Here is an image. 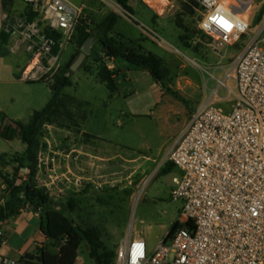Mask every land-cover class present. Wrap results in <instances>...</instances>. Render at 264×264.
<instances>
[{
	"label": "rangeland",
	"instance_id": "obj_1",
	"mask_svg": "<svg viewBox=\"0 0 264 264\" xmlns=\"http://www.w3.org/2000/svg\"><path fill=\"white\" fill-rule=\"evenodd\" d=\"M141 1L134 2V14L127 17L118 15L114 35H122L125 44L129 45L131 41L140 39V29L154 31L161 47L158 42H144L142 45L164 59L166 80L158 84L148 72L120 58L115 61L120 71L118 91L111 94L97 75L104 65L108 66V62L100 41L95 40L83 63L85 67L72 74L73 86L64 89V94L78 103L68 106L73 117L65 114L45 127L40 155L44 161L48 160L50 169L57 165L60 170L64 164L58 162V158L71 156L70 180L65 179L71 189L58 193L61 199L56 209L85 228H100L107 248L114 251L129 236L143 237L149 248H155L176 224L182 222V202L172 199L176 173L170 175L162 171L166 156L179 139L189 115L191 118L199 105L210 99L217 89L223 107L230 110L234 99L231 94L235 87L234 79L228 80V88H219L217 79L225 77L251 39L260 32L264 38V21L260 23L257 20L264 0H257L250 35L223 49H216L212 38L199 31L201 13L194 1L170 0L164 23L168 34L144 20ZM69 2L84 8V14L93 23L102 22L113 12L102 0ZM185 6L191 7L194 13L186 10ZM24 10H27L24 0L0 1V36L2 13L15 15ZM180 22L189 28L191 39L188 47L180 40L185 33L179 27ZM76 51L74 43L65 46L64 64ZM27 63H23L22 58L18 59L13 49L0 47V133L11 121L27 124L33 113L44 109L52 98L51 82L20 79ZM86 68H91L93 74L86 72ZM85 114L87 122H83ZM75 115L77 119H74ZM82 130L103 135V138L111 139L114 146L107 180L103 183V179H99L102 185L89 180L76 185L78 178L72 166L74 156L79 155L77 150L80 147L93 141L87 135L80 136ZM25 148L19 139L8 141L0 136V155L22 154L17 151L22 152ZM14 168H5L4 172H13ZM48 180L57 179L48 177ZM37 184L40 186V182ZM71 199L78 201L74 212L68 206ZM57 249L56 245L53 250ZM80 263L95 264L86 244L80 251Z\"/></svg>",
	"mask_w": 264,
	"mask_h": 264
},
{
	"label": "built area",
	"instance_id": "obj_2",
	"mask_svg": "<svg viewBox=\"0 0 264 264\" xmlns=\"http://www.w3.org/2000/svg\"><path fill=\"white\" fill-rule=\"evenodd\" d=\"M114 13L130 16L117 1L102 0ZM199 31L216 49L250 35L257 0H194ZM35 14L2 13V31L29 54L25 82H52L64 65L84 8L69 0H24ZM260 32L236 58L219 88L234 79L230 110L217 89L199 105L168 154L181 172L172 192L182 202L181 223L149 251L144 238L129 236L117 249L115 264H264V38ZM108 68L112 70L111 66ZM49 163L40 157L39 173ZM38 173V174H39ZM38 177V175H37ZM52 180V178H51ZM40 182L53 200L68 188L59 179ZM0 222V237H4Z\"/></svg>",
	"mask_w": 264,
	"mask_h": 264
},
{
	"label": "trees",
	"instance_id": "obj_3",
	"mask_svg": "<svg viewBox=\"0 0 264 264\" xmlns=\"http://www.w3.org/2000/svg\"><path fill=\"white\" fill-rule=\"evenodd\" d=\"M1 1V0H0ZM126 11L134 14V2L136 0H116ZM194 1V0H192ZM196 6L199 5L194 1ZM185 9L194 13L193 9L185 6ZM184 10V11H186ZM29 21L34 20L33 14L27 8L23 15ZM119 20L118 14L111 12L102 22L93 23L90 18L82 20L74 35L72 43L76 45V53L71 60L64 64L59 73L51 82L52 98L46 107L40 111H35L27 124L21 121H11L0 133L5 140L19 139L26 145V150L22 154L0 155V177L5 185V192L8 198L4 204H0V222L5 223L12 218L19 216L23 209L32 205L42 215V232L52 241L51 247H44L37 250L36 254H29L21 258L24 264H76L80 250L84 244L88 246L89 256L95 264H115L116 251L109 250L103 241V233L98 227L85 228L73 222L62 212L56 209V204L45 187L37 184L39 173L40 155L43 150V134L45 127L54 124L63 115L72 118L69 105L77 103L74 98L64 94V89L73 86L71 65L81 53V48L85 42L95 37L100 41L106 62L124 59L128 63L148 72L153 80L162 83L166 80L167 72L163 58L145 51L136 43L130 42L126 45L124 37L114 35L115 27ZM258 22L264 21V7L257 14ZM179 27L185 30L180 36V40L188 45L189 28L182 22ZM2 38L8 41L10 35L2 31ZM85 67V64L82 68ZM86 72L93 74L91 68H86ZM98 78L110 90L111 94L118 91L117 76L118 71L110 70L104 65L98 70ZM78 104V103H77ZM77 119V116H74ZM87 120V114L83 117V122ZM14 166L13 172H4L5 168ZM164 172L169 171L167 165ZM25 171V176L22 174ZM78 201L71 199L68 206L74 212L77 209ZM176 224L170 232V236L176 231ZM3 237H0V251L3 246ZM57 245L58 249L55 251Z\"/></svg>",
	"mask_w": 264,
	"mask_h": 264
},
{
	"label": "crops",
	"instance_id": "obj_4",
	"mask_svg": "<svg viewBox=\"0 0 264 264\" xmlns=\"http://www.w3.org/2000/svg\"><path fill=\"white\" fill-rule=\"evenodd\" d=\"M168 3H170V0H168L166 5L164 6L158 5L159 8H154L150 6L148 3H146L145 0L141 1L142 16L144 20L148 21L156 28L162 30L164 34H168L164 27L165 15H166L165 13L167 10L166 6L168 5ZM25 12L26 11L24 10L22 13L15 14V15L23 16ZM147 30L148 31L144 29L142 30L140 29V32H141L140 39L136 41L137 43L135 41H131V42L136 43L138 46L143 48L145 51L153 53L152 51H149L148 49L144 48L142 43L148 42V43L156 44L158 42L159 47H161L160 46L161 43L159 42L157 38L158 36L156 35L154 31L150 30L149 28H147ZM4 46L6 48L13 49L15 55L18 56V59L22 58L23 63L29 60V54L25 51L23 47L18 46L16 42L11 40L10 38L8 39V41L7 40L4 41L1 35L0 36V47H4ZM115 61L116 60H112L108 62V65L111 66L112 70L118 71L119 69L115 64ZM117 84H118V81H117ZM158 84H161V83H158ZM161 94L164 96L163 91L161 92ZM87 120L85 122H87ZM189 121H190V115H189V119L185 127L188 125ZM83 135L89 136L90 138L93 139V141L92 143L84 144L82 148L80 147L77 150L79 155L74 156L75 160L74 162H72V166H73V172L78 178V182L76 183V185L81 184L82 181H85V180L93 181L97 185L98 184L102 185V183L99 182V179H103L102 180V182L104 181L103 183H105L106 182L105 180H107L106 178L108 177V170L111 165L110 164L111 160L113 158V154L111 153V151L113 150L114 146L110 141L111 139L103 138L102 137L103 135H94V134H90L82 130L80 136H83ZM8 141H12V140H8ZM24 151L22 152L17 151V152L23 153ZM5 154L11 155L12 153H5ZM167 158L168 156H166V159ZM46 162H48L47 159L45 160V163ZM58 162H60L61 164L62 163L64 164L63 170H60V167L57 165H53V169H48L47 166H45V168L38 174L37 178L40 179L42 182H48L49 181L48 177L52 179L53 178L62 179V183L64 184L66 188H68V191H69L71 187L69 186L68 183H66L65 179L70 180L69 172H72L71 168L69 167V164L71 165V156L62 155L61 158H58ZM167 165H170L171 168L169 169V171L164 172V170L168 168ZM65 167L68 168V171L65 170ZM162 171L164 172V174H170V175H172L174 172L176 173V176L174 177V184L176 186L175 180L181 177L180 170L177 169L172 163L166 161L162 167ZM22 174L25 175L24 170ZM5 188L6 187L3 184V180L1 178L0 204H4L8 198V195L5 192ZM60 199L61 197H58L57 199H55L54 200L55 204L59 203ZM42 221H43V215L32 205H28L25 209L22 210L19 216L12 218L3 224L4 242H3L2 249L0 251V264H24L20 261L21 258L29 254H36L37 250L40 248L51 247L52 241L49 240L42 232V229H41ZM147 246H148L149 251H153L156 249V247L149 248L148 243H147ZM76 264H81L80 254H79V258Z\"/></svg>",
	"mask_w": 264,
	"mask_h": 264
},
{
	"label": "water",
	"instance_id": "obj_5",
	"mask_svg": "<svg viewBox=\"0 0 264 264\" xmlns=\"http://www.w3.org/2000/svg\"><path fill=\"white\" fill-rule=\"evenodd\" d=\"M94 41H95V37H91L82 46L80 55L75 60V62L71 65V72L68 73L69 77L71 76L73 72L78 71L82 67L83 63L85 62L86 58L91 52V47Z\"/></svg>",
	"mask_w": 264,
	"mask_h": 264
},
{
	"label": "bare ground",
	"instance_id": "obj_6",
	"mask_svg": "<svg viewBox=\"0 0 264 264\" xmlns=\"http://www.w3.org/2000/svg\"><path fill=\"white\" fill-rule=\"evenodd\" d=\"M145 2L154 8H159L158 5L164 6L167 4L168 0H145Z\"/></svg>",
	"mask_w": 264,
	"mask_h": 264
}]
</instances>
